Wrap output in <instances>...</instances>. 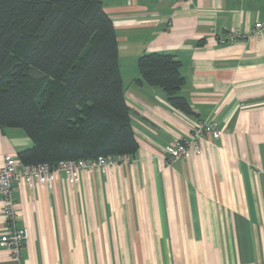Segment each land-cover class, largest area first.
<instances>
[{
	"label": "crops",
	"instance_id": "0c3cea01",
	"mask_svg": "<svg viewBox=\"0 0 264 264\" xmlns=\"http://www.w3.org/2000/svg\"><path fill=\"white\" fill-rule=\"evenodd\" d=\"M113 21L137 151L115 167L64 172L53 188L13 184L22 264H264V33L218 44L210 32L250 33L264 0H102ZM175 56L192 114L141 79L138 59ZM215 121L219 139L171 164L164 148ZM33 146L0 127V167ZM127 157V156H126ZM13 229L1 207L0 237ZM0 264H14L0 245Z\"/></svg>",
	"mask_w": 264,
	"mask_h": 264
},
{
	"label": "trees",
	"instance_id": "16d2710c",
	"mask_svg": "<svg viewBox=\"0 0 264 264\" xmlns=\"http://www.w3.org/2000/svg\"><path fill=\"white\" fill-rule=\"evenodd\" d=\"M141 79L191 115L173 55L146 54ZM0 127L33 142L24 164L131 156L138 149L118 41L102 0H0Z\"/></svg>",
	"mask_w": 264,
	"mask_h": 264
},
{
	"label": "built area",
	"instance_id": "2783aa9c",
	"mask_svg": "<svg viewBox=\"0 0 264 264\" xmlns=\"http://www.w3.org/2000/svg\"><path fill=\"white\" fill-rule=\"evenodd\" d=\"M210 32L218 44H233L244 38L259 37L263 34L264 18L256 22L253 30L247 35L240 33L238 29L218 33L214 25L211 26ZM206 133H209L213 139H219L222 135L217 122L199 120L196 122L194 130L186 137L165 146L166 161L171 164L177 160L187 158L191 153H202ZM127 159H129V156L107 155L96 159L63 160L53 167L49 163L24 164L15 155L7 156L4 165L0 167V196L2 211L13 229L6 236L0 237V245L8 252L14 264H22L21 249L24 242L30 237L29 228L15 227L14 183L23 181L29 187L39 185L53 188L57 174L60 172H64L67 175L68 182L73 183L82 171L92 172L96 167H115Z\"/></svg>",
	"mask_w": 264,
	"mask_h": 264
}]
</instances>
